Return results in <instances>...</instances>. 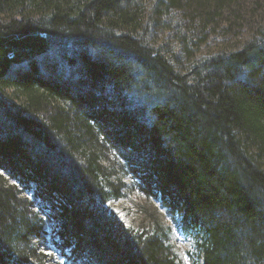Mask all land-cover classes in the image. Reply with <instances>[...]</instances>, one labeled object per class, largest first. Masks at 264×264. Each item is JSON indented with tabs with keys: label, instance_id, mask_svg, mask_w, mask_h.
Returning a JSON list of instances; mask_svg holds the SVG:
<instances>
[{
	"label": "trees",
	"instance_id": "16d2710c",
	"mask_svg": "<svg viewBox=\"0 0 264 264\" xmlns=\"http://www.w3.org/2000/svg\"><path fill=\"white\" fill-rule=\"evenodd\" d=\"M123 173L168 227L108 212ZM172 227L264 264V0H0V264H180Z\"/></svg>",
	"mask_w": 264,
	"mask_h": 264
},
{
	"label": "rangeland",
	"instance_id": "374dc122",
	"mask_svg": "<svg viewBox=\"0 0 264 264\" xmlns=\"http://www.w3.org/2000/svg\"><path fill=\"white\" fill-rule=\"evenodd\" d=\"M138 109V108H137ZM110 158L105 161L106 166L111 167L110 171L118 174L121 172L123 165H121L117 156L110 151ZM4 176V172H1ZM112 173V174H113ZM6 178V176H4ZM133 181V180H132ZM125 186L123 190L119 191L120 197L117 200L108 203L107 207L111 214L114 213L116 217L125 225H136L137 223L145 224L146 230L151 227L153 219L160 221L164 227H168L170 224L169 219L162 212L155 211L154 205L147 200V197L138 189L135 182H130L129 178L125 173L122 174V179L120 181ZM174 188V187H173ZM21 194V197L29 194ZM37 211V208H34ZM156 212L159 214L157 216ZM46 228L50 229V224L46 223ZM169 239L170 243H164L167 247V254L176 257L180 264H199L200 260L197 257L196 248L193 243V239L184 235L182 232L178 231L177 228H169ZM34 246V256L30 259L31 264H70L67 260L68 255H64L56 250L54 246L47 245L49 247L41 246V244L32 245ZM33 249V248H31Z\"/></svg>",
	"mask_w": 264,
	"mask_h": 264
}]
</instances>
